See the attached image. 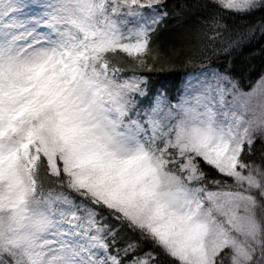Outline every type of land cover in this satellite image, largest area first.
I'll use <instances>...</instances> for the list:
<instances>
[{
    "label": "snow or ice",
    "instance_id": "snow-or-ice-1",
    "mask_svg": "<svg viewBox=\"0 0 264 264\" xmlns=\"http://www.w3.org/2000/svg\"><path fill=\"white\" fill-rule=\"evenodd\" d=\"M257 33L264 0H0V264H264Z\"/></svg>",
    "mask_w": 264,
    "mask_h": 264
},
{
    "label": "trees",
    "instance_id": "trees-1",
    "mask_svg": "<svg viewBox=\"0 0 264 264\" xmlns=\"http://www.w3.org/2000/svg\"><path fill=\"white\" fill-rule=\"evenodd\" d=\"M179 2L180 0H166L170 11L171 5L178 4ZM184 2L192 3L193 0H184ZM177 20L178 18L168 19L161 26L156 39L163 44L175 43L177 46H181L183 43V46L187 48L189 46V42L182 41V34L184 28L195 20V16H191L188 19L181 21V23H177ZM237 26L242 27L243 25L240 22H237ZM211 35V31H208L207 36L211 37ZM226 39L227 36H225V40ZM204 42L208 44V50L196 60L197 65L211 63L214 66H218L227 59L223 53H218L213 50V44H215V48L226 46V44L221 45L219 41L212 42L207 38H204ZM191 43H196V41L193 40ZM262 48H264V37H260L259 33H257L250 43L245 44L238 52L231 53V55L234 57V66L238 70H244L247 72V70L251 68V71L247 72L248 79L246 81L249 87L251 86V83H254L259 77L261 69H264V53L261 52ZM185 54L187 53H182V55ZM182 79L183 78H180V82H182ZM172 95H174V93ZM256 147L259 150V142H257ZM258 159L259 158L257 156V161Z\"/></svg>",
    "mask_w": 264,
    "mask_h": 264
},
{
    "label": "rangeland",
    "instance_id": "rangeland-1",
    "mask_svg": "<svg viewBox=\"0 0 264 264\" xmlns=\"http://www.w3.org/2000/svg\"><path fill=\"white\" fill-rule=\"evenodd\" d=\"M253 39V38H252ZM181 83V86H183L184 84H185V81H184V79H182V82H180ZM179 94V92H174V95H173V97H175L176 95H178Z\"/></svg>",
    "mask_w": 264,
    "mask_h": 264
}]
</instances>
